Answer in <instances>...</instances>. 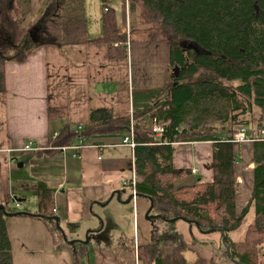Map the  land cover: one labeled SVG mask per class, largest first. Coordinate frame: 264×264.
<instances>
[{
    "label": "trees",
    "instance_id": "16d2710c",
    "mask_svg": "<svg viewBox=\"0 0 264 264\" xmlns=\"http://www.w3.org/2000/svg\"><path fill=\"white\" fill-rule=\"evenodd\" d=\"M55 1V2H54ZM113 0H100L102 30L98 37L88 34L85 20H64L59 10L40 17L35 25L23 28L24 14L17 0H0V38L9 39L12 49L24 50L18 62H25L38 47L81 44H104L110 60H125L128 43L135 41L168 42L170 66L168 78L153 103L134 110L131 117H117L113 107L94 109L89 123L74 126L67 109H49L48 121L62 122L57 135L50 136L48 146L33 152V187L38 198V210L27 213L11 207L14 196L0 204V264H14L13 244L6 219L32 217L43 221L57 245L67 244L73 252L74 264H79L95 238V246L112 251L116 264H207L197 255L189 258L192 247L177 230L180 220L197 225L202 232L230 231L244 225L253 210L244 238H226V253L236 264H263L264 260V141L251 147L254 164L252 192L248 204L238 205L240 188L237 183V145L225 142L240 127L264 130V0H128L129 14H136L129 31L119 30L116 11L109 6ZM61 4V0H48ZM37 31L34 34V29ZM37 36L39 42L33 39ZM199 48V50H196ZM0 49V107L6 93V63ZM227 103L218 122L201 124L186 122L192 111L209 112ZM212 106V107H211ZM217 107V108H218ZM218 111H220L218 109ZM166 123L163 137H156L152 120ZM134 132V170L137 175L136 198L149 202L150 240L137 246L126 235L97 240L91 235L105 232L102 223L89 233L88 245L64 240L55 220L57 216L53 192L36 178L37 162L53 158L69 148L97 136L123 135ZM187 142H212L213 181L177 186L176 180L192 175L188 169H176L173 159L176 146ZM19 207V203H16ZM61 225V222H60ZM62 226V225H61ZM65 232V231H64ZM102 241V243H101ZM111 244L113 246L111 247ZM196 244V241L192 245Z\"/></svg>",
    "mask_w": 264,
    "mask_h": 264
},
{
    "label": "crops",
    "instance_id": "0c3cea01",
    "mask_svg": "<svg viewBox=\"0 0 264 264\" xmlns=\"http://www.w3.org/2000/svg\"><path fill=\"white\" fill-rule=\"evenodd\" d=\"M70 1L57 5L48 0H17L24 14L23 28L35 25L40 17L53 15L56 10L61 14L62 5ZM109 6L116 11L120 32L127 33L128 7L123 0H113ZM100 7V0H82V6L74 4L65 19L87 21L89 36L98 37ZM36 31L34 29V34ZM33 39L39 42L37 36L33 35ZM128 46L125 60H110L104 44H67L41 46L25 62L20 63L18 57H12L6 63V93L0 107V204L17 196L22 200L19 207L18 202L13 201L11 207L31 214L38 210V198L33 190L36 183L31 173L36 156L33 152H24L23 148L30 141L37 148H46L50 136L57 135L62 122L50 126L49 109H67L70 123L81 127L89 123L91 110L113 107L117 117H131L134 110L153 103L154 95L161 91L168 78L170 45L168 42L135 41ZM125 137H93L79 148L78 143L61 150L53 158L38 160L36 178L52 190L56 214L69 241H81L104 221L108 222L103 226L107 236L126 235L134 238L137 246L149 243V202L140 197L129 202L134 194L128 182L137 175L134 148L123 144ZM251 147L252 144L237 145L238 205L243 207L248 204L252 192ZM213 151L212 142L178 144L173 166L197 169V173L176 180V185L212 182ZM182 221H178L176 227L196 256L203 257L207 264H222L217 263L208 248L201 252L196 248V239H205L215 231L203 237L194 226ZM6 222L13 244L14 264H74L71 248L65 243L56 246L43 221L14 216ZM186 231L190 232L189 238ZM217 237V234L208 236L212 240ZM194 241L196 244L192 245ZM92 247L81 256L86 258L87 264H116L111 251ZM91 251L96 261H92Z\"/></svg>",
    "mask_w": 264,
    "mask_h": 264
},
{
    "label": "rangeland",
    "instance_id": "374dc122",
    "mask_svg": "<svg viewBox=\"0 0 264 264\" xmlns=\"http://www.w3.org/2000/svg\"><path fill=\"white\" fill-rule=\"evenodd\" d=\"M63 1L65 0H62L61 2L63 3ZM78 4L79 6H82V0H77V1H74V0H71L70 3H68L66 6L65 4L62 5L61 7V14L60 16H62V19L64 20V23L66 22V20L68 19H65L69 16V11L71 10V8L73 7L74 4ZM125 5H126V8L128 7V2L126 3L124 1ZM121 5V3L119 2V6ZM100 10L101 12L103 13L102 11V8L100 7ZM123 10H124V5H123ZM127 11H128V20L132 21V23L136 20L137 18V15L134 13L132 15L129 14V10L127 8ZM125 12V11H124ZM67 15V16H66ZM101 20H102V15H101ZM93 27V26H92ZM97 29H99V34H101V30H102V24H101V21H100V24L99 26L97 25ZM98 32H96L97 34ZM36 35V34H35ZM0 49L3 53V55L8 59V61H10V59L12 57H18L20 54H22L24 52V50H20L19 48H16V49H12L11 45H10V41L8 38H6V36H2L0 38ZM223 105L222 106H217V107H213L211 109V111L209 112H201V111H192L186 118V122L187 123H191L193 120L196 119L197 122L201 123V124H213V123H216L218 122L219 118H220V115L222 112H224V108L226 106V102L222 103ZM212 107V106H211ZM218 109L220 111H218ZM0 125H1V119H0ZM245 192V191H244ZM243 206L240 205V208H239V211H241ZM106 212V211H105ZM125 214L127 215L128 214V211L125 212ZM95 216H97L95 214ZM253 220V210L251 209L249 211V213L247 214V217H246V220H245V223L243 226H241L239 229L237 230H234V231H230L227 233L226 235V238L228 239V244L231 242V241H238V240H242L244 238V234L246 232V229H247V226L248 224ZM149 223H150V228H151V222L152 224L154 225H159L160 223V220L159 219H154L153 221H151V219H148ZM184 222L185 224H187L188 226H194L196 232L202 234V236L204 237V235L206 234L205 232H202V231H199V229H197V225L195 224H192V223H189L187 221H182ZM104 225H108V222H104L103 221V226ZM124 225H128V223H124ZM178 230V229H177ZM66 234V233H65ZM210 235L211 234H217L218 237L216 240H212L210 238H208V236L210 235H206L207 237L204 239H196L198 242L196 248L198 251H202L204 248H208L209 250H211L213 253H214V257L217 261V263H222V264H232L230 262H233L231 260V258L228 256V254L226 253V250H227V246H226V238L224 237V233L223 231H215L213 233H209ZM107 232L105 230V232H103V234L101 233H97V234H92L91 236L92 237H97V240H102L103 239H108L109 236H107ZM186 236L189 238L190 237V232L188 233L186 231ZM70 239H72L70 237ZM91 244L90 246H93L92 248H96V246H94V244H96V240L95 238H91ZM86 237L85 238H81V242H84L86 241ZM71 241H74L73 239ZM101 241V243H102ZM113 246V244H111V247ZM92 250V249H91ZM112 250V249H109V251ZM93 251H91V259L92 261H96V256L94 253H92ZM112 252V251H111ZM196 252H193V251H190L188 253V257L189 258H195L196 257ZM81 264H87L86 263V258H81ZM233 264H236V263H233ZM263 264H264V260H263Z\"/></svg>",
    "mask_w": 264,
    "mask_h": 264
},
{
    "label": "built area",
    "instance_id": "2783aa9c",
    "mask_svg": "<svg viewBox=\"0 0 264 264\" xmlns=\"http://www.w3.org/2000/svg\"><path fill=\"white\" fill-rule=\"evenodd\" d=\"M123 1H125L126 3L128 2V0H123ZM152 125H153V131L156 137L158 138L163 137L166 123L162 120H159L158 118H153ZM223 140L225 142H230V143L232 142L235 145L253 144L255 142L264 141V130L257 131V130H250L248 127H240L237 129V132L233 136L231 137L225 136ZM123 144L132 149L135 147L133 129H131L130 134L125 137V139L123 140ZM77 147L79 148V145ZM38 150H40V148L35 147L32 141L28 142V144L23 148L24 152H35ZM191 171L193 174L197 173V169H192ZM136 181H137V178L134 177L132 181L128 182V184L131 185L133 189L134 200H136V193H135Z\"/></svg>",
    "mask_w": 264,
    "mask_h": 264
},
{
    "label": "water",
    "instance_id": "95a60500",
    "mask_svg": "<svg viewBox=\"0 0 264 264\" xmlns=\"http://www.w3.org/2000/svg\"><path fill=\"white\" fill-rule=\"evenodd\" d=\"M117 194H119V193H117ZM114 197V194L112 195V198ZM132 198L133 197H131L130 199H129V202L132 200ZM22 200H20V199H17V202L18 203H20ZM128 202V203H129ZM0 209H4V207L2 206V205H0ZM151 209V208H150ZM150 211V210H149ZM151 217H154V216H147V219H151ZM55 220H56V222H57V226H58V228L61 230V232H62V234H63V237H64V240L65 241H68V239H67V237H66V234H65V232H64V229L62 228V226L60 225V219H59V217H56L55 218ZM102 223V227H103V221L101 222ZM222 231L224 232V229H222ZM91 232H93V231H91ZM91 232H89V233H91ZM89 233H88V235L86 236V241H84V242H82L83 244H85V245H88L89 244V242H90V238H89ZM69 243L70 244H73L74 243V241H69ZM231 258V260L234 262V258H232V257H230ZM235 263V262H234Z\"/></svg>",
    "mask_w": 264,
    "mask_h": 264
},
{
    "label": "flooded vegetation",
    "instance_id": "af4514ba",
    "mask_svg": "<svg viewBox=\"0 0 264 264\" xmlns=\"http://www.w3.org/2000/svg\"><path fill=\"white\" fill-rule=\"evenodd\" d=\"M196 50H199V48H196Z\"/></svg>",
    "mask_w": 264,
    "mask_h": 264
}]
</instances>
